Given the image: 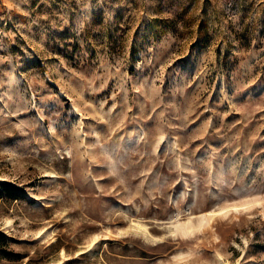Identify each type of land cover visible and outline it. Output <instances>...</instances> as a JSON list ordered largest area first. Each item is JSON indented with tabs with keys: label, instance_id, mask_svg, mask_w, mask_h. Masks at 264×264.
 Wrapping results in <instances>:
<instances>
[{
	"label": "rangeland",
	"instance_id": "obj_1",
	"mask_svg": "<svg viewBox=\"0 0 264 264\" xmlns=\"http://www.w3.org/2000/svg\"><path fill=\"white\" fill-rule=\"evenodd\" d=\"M0 182V264H264V0H0Z\"/></svg>",
	"mask_w": 264,
	"mask_h": 264
},
{
	"label": "bare ground",
	"instance_id": "obj_2",
	"mask_svg": "<svg viewBox=\"0 0 264 264\" xmlns=\"http://www.w3.org/2000/svg\"><path fill=\"white\" fill-rule=\"evenodd\" d=\"M240 208L245 210V207L242 208V206H241V207L237 208V207L233 206L231 208H225V209H220V210H217V211L207 212L204 215H201V219H200L201 221L198 223V225H195L191 221V219H189V220H187V222H183V223H180L179 221L175 220V222H174L175 224L173 225L172 233L174 235L175 234H179V235H181V236H183L185 238L191 237L196 232H199L203 228L204 223L207 222L206 224H208L214 217L226 216L232 211L233 212H238L240 210Z\"/></svg>",
	"mask_w": 264,
	"mask_h": 264
},
{
	"label": "trees",
	"instance_id": "obj_3",
	"mask_svg": "<svg viewBox=\"0 0 264 264\" xmlns=\"http://www.w3.org/2000/svg\"><path fill=\"white\" fill-rule=\"evenodd\" d=\"M0 189L6 194L10 199L16 200L19 197V194L22 192L20 188L11 186L6 182H0Z\"/></svg>",
	"mask_w": 264,
	"mask_h": 264
}]
</instances>
